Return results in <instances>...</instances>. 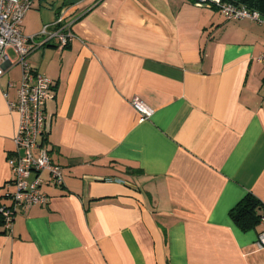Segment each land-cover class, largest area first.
<instances>
[{
  "label": "crops",
  "instance_id": "crops-1",
  "mask_svg": "<svg viewBox=\"0 0 264 264\" xmlns=\"http://www.w3.org/2000/svg\"><path fill=\"white\" fill-rule=\"evenodd\" d=\"M66 9L77 38L36 48L29 64L55 96L47 146L63 168L46 204L0 224V264H264L259 223L231 211L264 204V23L191 0H33L36 34ZM0 79V208L16 191L22 67ZM141 99L153 115L140 121Z\"/></svg>",
  "mask_w": 264,
  "mask_h": 264
},
{
  "label": "built area",
  "instance_id": "built-area-1",
  "mask_svg": "<svg viewBox=\"0 0 264 264\" xmlns=\"http://www.w3.org/2000/svg\"><path fill=\"white\" fill-rule=\"evenodd\" d=\"M199 6H216L227 19H252L264 23V15L244 4L227 0H195ZM33 0H0V79L15 62L10 55L12 49L22 67V80L17 98L9 101L12 111L19 114L18 132L15 136V154L8 157L14 174L12 183L16 191L11 195L12 203L2 206L0 212L5 226L10 229L20 208L35 204H46L50 196L43 191L46 182L42 172L49 174L48 181L61 187L64 183L63 168L53 161L47 146L50 114L48 102L55 96L54 81L33 68L27 57L38 47L52 41L60 47L69 46L77 35L74 23L77 18L62 9L52 24L45 25L36 34L26 35L22 25ZM264 62V52L259 58ZM133 106L140 114V121L149 119L154 110L141 99H134ZM262 229L258 233L257 245L264 248V214L261 216Z\"/></svg>",
  "mask_w": 264,
  "mask_h": 264
},
{
  "label": "trees",
  "instance_id": "trees-1",
  "mask_svg": "<svg viewBox=\"0 0 264 264\" xmlns=\"http://www.w3.org/2000/svg\"><path fill=\"white\" fill-rule=\"evenodd\" d=\"M196 3L195 0H191ZM237 4H244L250 9L259 10L264 15V0H227ZM217 8L216 6H212ZM219 9V8H217ZM220 10V9H219ZM67 47V46H66ZM264 214L263 202L254 196L248 194L232 211L231 218L243 230L255 228ZM4 223V219L0 212V224Z\"/></svg>",
  "mask_w": 264,
  "mask_h": 264
}]
</instances>
